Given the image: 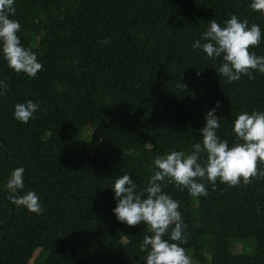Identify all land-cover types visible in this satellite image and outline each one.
Segmentation results:
<instances>
[{"label": "trees", "instance_id": "1", "mask_svg": "<svg viewBox=\"0 0 264 264\" xmlns=\"http://www.w3.org/2000/svg\"><path fill=\"white\" fill-rule=\"evenodd\" d=\"M250 4L14 0L10 18L21 25V45L43 67L34 77L17 73L0 53V81L7 85L0 95V264H145L140 244L151 233L143 222L117 219L111 186L128 174L143 191L158 170L155 156L190 154L202 141L209 110L230 146L235 117L264 112V73L227 82L216 71L222 59L191 46L209 20L223 27L235 14L260 26L261 42L250 51L264 56V13ZM28 100L39 109L22 123L14 108ZM17 167L25 170L21 194L39 196L40 214L8 199L5 185ZM200 182L206 196L163 182L187 225L188 242L180 246L199 264H264V178L237 186L217 179L215 188ZM232 243L243 252L233 253Z\"/></svg>", "mask_w": 264, "mask_h": 264}, {"label": "clouds", "instance_id": "2", "mask_svg": "<svg viewBox=\"0 0 264 264\" xmlns=\"http://www.w3.org/2000/svg\"><path fill=\"white\" fill-rule=\"evenodd\" d=\"M250 8L264 13V0H251ZM15 12L14 0H0V53L15 72L34 77L43 65L31 49L21 45L17 35L21 25L10 18ZM261 36L258 24L249 27L247 19L241 21L232 14L223 22V27L216 20H209L207 30L191 46L202 49L212 60L221 58L222 63L216 71L227 82H233L242 75L254 78L253 70L264 73V56L250 51L260 44ZM181 86L186 88L183 84ZM6 91L7 85L0 81V95ZM219 106L217 101L216 107ZM38 109L39 105L31 100L17 103L14 118L27 123ZM214 112L212 109L205 113L206 123L199 129L202 141L192 145L190 154L172 150L153 158L152 163L158 170L150 176L143 191H137V185L128 174L116 178L111 186L118 198L113 209L117 219L129 226L143 222L151 233L145 235L140 244V250L146 253L145 264H192L180 246L188 242L185 235L187 225L182 219L178 201L162 190L167 186L163 182L174 183L198 197L208 194L205 183L200 181L210 182L215 188L217 179L229 186H237L241 182L247 185L253 179L264 178V170L258 168V164L264 163V112L252 111L249 114L245 111L235 117L232 128L235 142L231 146L227 140L218 137L220 123ZM147 146L151 148L150 143ZM24 171L23 167L11 171L5 185L11 193L8 199L29 212L40 214L43 209L39 196L34 191L21 194L25 187ZM165 235L169 239H164Z\"/></svg>", "mask_w": 264, "mask_h": 264}, {"label": "rangeland", "instance_id": "3", "mask_svg": "<svg viewBox=\"0 0 264 264\" xmlns=\"http://www.w3.org/2000/svg\"><path fill=\"white\" fill-rule=\"evenodd\" d=\"M88 134H89V133H88ZM231 245H232V246H231V249H232V252H233V253H235V254H239V253H242V252H243V247H241V245H242L241 243H236V244L232 243ZM38 253H39V251H37V252L35 253V256L32 258L31 261L34 260V258L37 256ZM186 253H187V255L190 257V259H191V261H192V264H199V263L193 258L192 250H191V249H187V250H186Z\"/></svg>", "mask_w": 264, "mask_h": 264}]
</instances>
